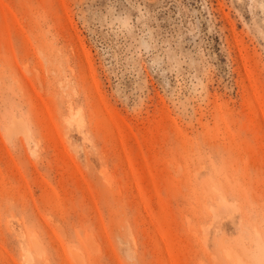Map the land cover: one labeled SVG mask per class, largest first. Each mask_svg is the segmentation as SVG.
Instances as JSON below:
<instances>
[{"label": "rangeland", "instance_id": "374dc122", "mask_svg": "<svg viewBox=\"0 0 264 264\" xmlns=\"http://www.w3.org/2000/svg\"><path fill=\"white\" fill-rule=\"evenodd\" d=\"M0 264H264V0H0Z\"/></svg>", "mask_w": 264, "mask_h": 264}]
</instances>
